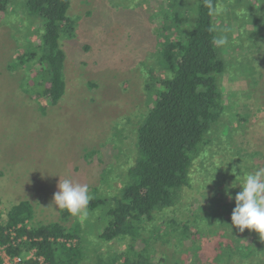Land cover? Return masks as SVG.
Returning <instances> with one entry per match:
<instances>
[{
    "label": "rangeland",
    "instance_id": "rangeland-1",
    "mask_svg": "<svg viewBox=\"0 0 264 264\" xmlns=\"http://www.w3.org/2000/svg\"><path fill=\"white\" fill-rule=\"evenodd\" d=\"M7 1L6 11H0V208L5 214L28 201L33 208L29 227L76 226L80 230L74 243L83 250L80 264L110 262L127 250L130 239L107 243L98 238L105 214L101 204L93 211L87 206L86 219L69 216L65 222L59 210L50 206L52 197L64 179L87 184L93 203L108 201L122 186L135 152L134 130L150 106L146 81L152 74L160 75L159 33L176 12L187 27L186 9L192 16L195 0L179 4L172 0H70L68 15L76 21V30L74 38L63 43L66 93L56 106L31 95L34 74L9 68L17 45L30 39L27 27L35 40L40 25L27 22L21 8L24 0ZM215 23L217 35L227 39L221 45L226 112L212 141L214 151L206 160L196 161L183 192L182 205L190 220L199 206L215 199L219 209L223 206L220 211L231 218L233 196L241 191L240 181L230 174L232 169L244 176L264 165V0H220ZM238 121L241 129L229 140L231 126ZM223 187L231 190L225 200ZM175 213L162 212L156 223L146 224L134 241L135 250L144 249V243L152 246V225L164 224L161 230L168 231L165 225ZM155 251L152 254L158 257L170 250L158 247ZM0 256L5 264H17L2 248ZM32 256L28 252L20 259Z\"/></svg>",
    "mask_w": 264,
    "mask_h": 264
},
{
    "label": "trees",
    "instance_id": "trees-1",
    "mask_svg": "<svg viewBox=\"0 0 264 264\" xmlns=\"http://www.w3.org/2000/svg\"><path fill=\"white\" fill-rule=\"evenodd\" d=\"M219 2L195 0L192 16L186 9L187 27L182 26L176 12L170 25L163 26L159 33L160 75L152 74L146 81L150 106L134 130L135 152L125 169L124 182L108 201L88 204L92 211L99 204L105 211L98 238L107 243L127 238L129 247L110 262L100 260L95 264H264V240L253 231L240 232L232 226L231 219L220 211L223 206L219 209V201L199 206L192 220L186 218V206L182 205L195 163L211 156L213 138L226 112L221 90L226 62L222 47L213 43L218 36L215 15ZM9 4L0 0V11L5 12ZM21 8L27 22L38 21L39 36L32 39L27 27L30 39L23 46L17 45L9 68L34 74L31 95L47 106H56L66 93L63 43L71 41L76 30V21L68 15L70 0H24ZM241 126L239 121L231 126L229 140ZM221 162L229 172L227 159ZM208 168L216 169L215 165ZM220 190L224 200L231 193L228 187ZM170 210L176 211V218L165 225L168 231L161 230L164 224L152 225L149 234L153 245L144 243V249L136 251L134 241L146 224L156 223L157 215ZM59 216L64 221L73 217L61 210ZM32 218L28 201L19 202L5 214L0 208V248L9 258L32 252L33 257L23 264L82 262L83 250L74 243L80 229L61 223L29 227ZM158 241L160 246H154ZM158 247L170 251L154 257L152 253L158 252ZM0 264H4L1 256Z\"/></svg>",
    "mask_w": 264,
    "mask_h": 264
},
{
    "label": "clouds",
    "instance_id": "clouds-1",
    "mask_svg": "<svg viewBox=\"0 0 264 264\" xmlns=\"http://www.w3.org/2000/svg\"><path fill=\"white\" fill-rule=\"evenodd\" d=\"M227 42L226 37L213 39L216 46ZM231 175L240 183L241 191L235 196V207L231 213V224L240 232L245 229L255 232L264 240V167L255 169L244 176L237 175L233 168ZM233 186V185H232ZM58 190L52 197L53 211H66L81 220L87 218V206L91 199L87 184L74 183L71 179L59 181ZM49 207V206H48Z\"/></svg>",
    "mask_w": 264,
    "mask_h": 264
},
{
    "label": "built area",
    "instance_id": "built-area-1",
    "mask_svg": "<svg viewBox=\"0 0 264 264\" xmlns=\"http://www.w3.org/2000/svg\"><path fill=\"white\" fill-rule=\"evenodd\" d=\"M32 255H33V253H32ZM7 256V255H6ZM8 257V256H7ZM33 257V256H32ZM31 257V258H32ZM9 258V257H8ZM13 261L15 262V263H17V264H23V262H22V260L20 259V257H16V258H13ZM5 264V263H4Z\"/></svg>",
    "mask_w": 264,
    "mask_h": 264
}]
</instances>
